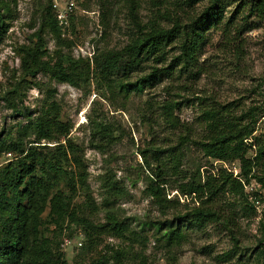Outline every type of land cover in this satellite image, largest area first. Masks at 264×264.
<instances>
[{
	"label": "rangeland",
	"instance_id": "374dc122",
	"mask_svg": "<svg viewBox=\"0 0 264 264\" xmlns=\"http://www.w3.org/2000/svg\"><path fill=\"white\" fill-rule=\"evenodd\" d=\"M137 1L138 16L143 24L154 15L162 25L171 27L152 9L151 0ZM242 1L246 0H226L224 17L236 13L239 21L243 13L247 14L245 6L238 7ZM48 2L53 6L54 0H0V12L9 25L0 45V137L23 122L20 113L30 112L36 116L46 110L49 103H55L60 121L72 126L68 136L59 141L64 144L70 138L78 147L92 197L91 204L81 191L77 192L70 199L69 209L76 210L80 217L94 225L105 224L109 212L128 229L125 237L100 229L94 234L93 241L86 242L85 239L77 240L75 232H81V227L73 225L72 238L68 241V229L60 231L45 224L43 233L51 239L52 246L58 244L68 264H99L105 259L108 264H263L264 157L258 160V167L253 171L262 182L251 179L249 186H245L254 210L247 208L240 195L226 192L208 205L219 214V220L208 221L202 226H187L185 223L184 238L177 245L166 246L164 240L157 238L164 229L159 224L169 221L175 226L177 217L190 214L198 205L193 195L182 194L180 186L197 181L199 175L202 179L206 172L216 174L220 169H227L233 176L239 173L237 162L222 163L209 159L198 146L186 142L184 129L172 130L163 120L160 107L167 100L181 103L174 114L185 129H190L195 139H199L204 130L201 109L206 101L214 99L221 104L231 103L237 114L249 107L264 106V20H249L254 28L240 36L242 51L239 53L234 51L232 44H227L220 28H211L198 58L202 69L198 78L186 79L185 74H174L169 78L162 76L141 91H133V88L121 91L94 73L87 84L76 88L51 81L41 74L35 79L24 77L21 69L22 49L34 46L33 34ZM74 2L73 11L67 12L73 25L64 37L72 42L70 51L75 59L91 62L94 53L119 51L126 46L135 32L128 0ZM100 2L109 9L103 15ZM207 2H199L190 13H199ZM58 4V9L63 10L64 3ZM43 38L52 61L59 52H67L66 48L56 45L48 32ZM167 49L166 65L180 53L175 43ZM237 54L241 56L239 60ZM153 65L148 63L130 74L126 83L147 75ZM23 77L26 82L19 89L21 94L11 104L6 103L3 97L6 98ZM13 104L16 105L15 111L10 107ZM98 124L106 129L105 134L98 132ZM262 134L264 118L258 122L254 133L255 136ZM179 144L183 145L180 148L183 156L180 168L174 172L168 169L170 162L167 161L171 156L169 151ZM153 150L160 152L155 155ZM248 156H255V147ZM13 157V154H2L0 167ZM158 157L166 172V199H175L179 203L174 204V208H160L145 193L148 179L156 180ZM107 177L124 189L123 196L108 198L105 195L102 182ZM46 216L47 213L44 219ZM160 227L159 232L157 228ZM80 241L94 246L90 251L75 248L79 247Z\"/></svg>",
	"mask_w": 264,
	"mask_h": 264
},
{
	"label": "trees",
	"instance_id": "16d2710c",
	"mask_svg": "<svg viewBox=\"0 0 264 264\" xmlns=\"http://www.w3.org/2000/svg\"><path fill=\"white\" fill-rule=\"evenodd\" d=\"M201 1L203 0H151L152 9L163 17L161 20L171 24V27H165L154 15L143 24L138 16L139 2L128 0L135 29L133 36L122 50L94 53L91 62L72 56V42L65 39L64 35L72 27L73 20L69 19L67 28L59 27L52 3L48 2L41 13L39 27L33 34L34 46L22 49L21 69L24 77L35 79L41 74L51 81L79 88L87 84L91 75L96 73L121 91L128 88L141 91L145 86L155 84L162 76L169 78L174 74H185L186 79L198 78L202 72L198 58L211 28H220L227 44H232L234 51L239 53L242 51L240 36L244 31L254 28L249 20H264V0H246L239 3L238 7L245 6L247 12L245 15L241 13L239 21L236 20V13L228 18L224 17L226 0H208L199 13H190ZM100 9L102 15L109 10L102 2ZM8 29L9 25L5 23L0 12V45ZM47 32L53 36L57 46L67 49L66 53L59 52L54 61L49 58L43 38ZM174 43L180 53L166 65L169 54L167 48ZM240 57L237 54L238 60ZM148 63L154 65L147 75L133 83H126L127 76L141 70ZM24 77L7 93L9 97H3L6 103L11 104L21 94L19 89L26 82ZM180 104L174 100L163 102L160 108L165 123L172 130L184 129L185 141L198 146L205 157L222 163L237 162L239 173L233 176L227 169H220L216 174L206 172L202 179L199 175L197 181L180 186L182 194L193 195L198 205L190 214L177 217L175 226L169 221L159 224L164 229L157 240H164L166 246L180 243L184 238L185 223L187 226H202L208 221L219 220V214L208 205L226 192L240 195L247 208L254 210V206L249 204L250 193L245 191V186H249L251 179L262 182L253 171L258 167V160L264 157V134L254 135L258 122L264 118V106L249 107L237 114L231 103L221 104L214 99L206 101L201 109L203 136L195 139L190 129H185L174 114ZM10 107L17 110L15 104ZM20 116L23 117V122L0 137V156L8 153L14 155L11 161L0 167V264H68L65 255L59 251L58 244L57 247L52 246L51 239L43 233L45 224L60 231L68 229V241L72 238L73 225L81 227V232H75L79 238L77 240L91 242L96 231L100 229H106L117 237H125L128 229L114 214L107 212L105 224L94 225L88 219L80 217L76 210L69 209L70 199L77 192L81 191L91 204L92 197L78 147L70 138L64 144L59 141L68 136L72 126L60 121L55 103H49L47 109L39 115L23 112ZM97 126L100 127L99 133L106 130L100 124ZM49 143L55 145L49 146ZM181 147L183 145L179 144L169 151L171 156L167 161L170 162L168 169L174 172L181 165ZM253 147L255 156L249 157ZM152 152L158 155L160 151ZM156 162V180L148 179L145 193L160 208H174L173 205L179 203L175 199H166L164 186L167 179L164 164L159 157ZM102 188L108 198L125 194L118 182L109 177L103 180ZM161 227L157 231L160 232ZM132 233L136 237L140 236ZM83 244L82 241L81 246L75 248L90 251L94 246ZM98 263L108 264V260Z\"/></svg>",
	"mask_w": 264,
	"mask_h": 264
},
{
	"label": "built area",
	"instance_id": "2783aa9c",
	"mask_svg": "<svg viewBox=\"0 0 264 264\" xmlns=\"http://www.w3.org/2000/svg\"><path fill=\"white\" fill-rule=\"evenodd\" d=\"M58 2L64 3L65 7L63 10L58 9L59 8ZM52 7L55 9V11L54 10L53 11H54V15L57 20L58 26L61 27L62 29L67 28L69 26L67 12L68 11L71 12L75 8L74 0H54V4ZM78 246H81V242L78 243Z\"/></svg>",
	"mask_w": 264,
	"mask_h": 264
}]
</instances>
